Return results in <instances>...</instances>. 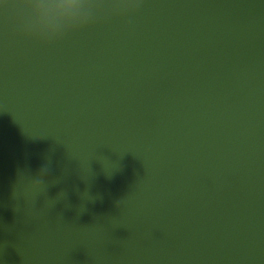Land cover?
<instances>
[{
  "label": "water",
  "instance_id": "1",
  "mask_svg": "<svg viewBox=\"0 0 264 264\" xmlns=\"http://www.w3.org/2000/svg\"><path fill=\"white\" fill-rule=\"evenodd\" d=\"M0 264H264V0H0Z\"/></svg>",
  "mask_w": 264,
  "mask_h": 264
}]
</instances>
